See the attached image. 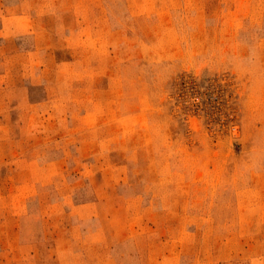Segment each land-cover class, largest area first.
Returning <instances> with one entry per match:
<instances>
[{
  "label": "rangeland",
  "instance_id": "rangeland-1",
  "mask_svg": "<svg viewBox=\"0 0 264 264\" xmlns=\"http://www.w3.org/2000/svg\"><path fill=\"white\" fill-rule=\"evenodd\" d=\"M0 264H264V0H0Z\"/></svg>",
  "mask_w": 264,
  "mask_h": 264
}]
</instances>
